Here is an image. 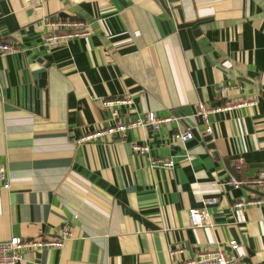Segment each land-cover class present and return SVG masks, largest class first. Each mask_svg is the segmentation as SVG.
<instances>
[{
	"label": "crops",
	"instance_id": "0c3cea01",
	"mask_svg": "<svg viewBox=\"0 0 264 264\" xmlns=\"http://www.w3.org/2000/svg\"><path fill=\"white\" fill-rule=\"evenodd\" d=\"M164 2L0 0V41L17 48L0 56V162L10 184L0 182V240L63 224L72 232L64 247L27 250L18 264H171L229 250L233 238L241 264H264V190L227 183L264 169V0ZM179 11L194 24L178 26ZM55 15L89 22L92 33L45 46L43 19ZM124 95L132 104H113L114 117L101 104ZM250 96L254 105L209 116V140L172 138L194 123L203 129L197 101ZM150 110L185 117L160 131L145 125L77 142L87 129ZM133 143L147 152L133 153ZM155 157L174 164L151 167ZM191 207H205L200 227ZM175 247L183 251L171 255Z\"/></svg>",
	"mask_w": 264,
	"mask_h": 264
},
{
	"label": "built area",
	"instance_id": "2783aa9c",
	"mask_svg": "<svg viewBox=\"0 0 264 264\" xmlns=\"http://www.w3.org/2000/svg\"><path fill=\"white\" fill-rule=\"evenodd\" d=\"M45 0H25L26 3L38 4ZM43 25L45 33L43 34V44L50 48L58 45H63L74 38H80L88 36L92 33V28L89 22H86L80 18L71 16L55 15L54 18L45 17L43 19ZM17 48L15 45L9 42L0 41V56L9 54L15 51ZM230 86L223 87L227 89ZM232 87V86H231ZM256 97H238L234 100H229L225 103L218 105H210L204 101H197L195 103V115L200 119L203 124V129L198 130L197 125L187 127L184 130L178 129L171 133L172 138L186 141L194 137L195 132L198 131L200 137L212 134V126L209 121L211 114L220 112H229L234 109L244 106L254 105L256 103ZM101 104L112 110V116L117 114V111L112 108L113 104L130 105L132 104L131 97L120 96L109 99L101 100ZM185 116H180L177 113H172L168 116H158L154 111H147L144 117H136L134 119H128L127 121H114L112 124L90 128L85 133L77 138V142H87L94 140H102L105 137H111L114 134L124 135L128 128L138 126H151L155 131H160V128L164 125L168 127L173 121L179 122ZM133 153L144 154L148 150L146 144L133 143L131 146ZM151 167H171L174 164V160L170 157H155L150 160ZM242 163L237 162L234 165V170L240 172L242 170ZM0 182L3 188H9L8 170L5 163L0 162ZM227 183L235 188L240 186H248L264 190V169L261 168L253 176L237 178L236 176H230L227 179ZM216 199L208 198L203 200V204H213ZM263 202L261 197L251 198L248 200L237 199L233 202V208H241L245 205L260 204ZM191 225L193 227H200L205 223V207L197 208L191 207L188 209ZM72 232L69 226L61 225L54 234L40 235L35 237L11 236L8 239L0 240V264H18L23 260L24 252L32 249L39 248H62L66 241L71 236ZM229 250L225 248L223 244L214 248H206L197 250L193 256L178 259L171 264H241L234 251L238 248L239 243L237 239H230L227 243ZM183 251V247H175L170 249V254L174 255Z\"/></svg>",
	"mask_w": 264,
	"mask_h": 264
},
{
	"label": "water",
	"instance_id": "95a60500",
	"mask_svg": "<svg viewBox=\"0 0 264 264\" xmlns=\"http://www.w3.org/2000/svg\"><path fill=\"white\" fill-rule=\"evenodd\" d=\"M160 2H161V4L165 7L166 5H165V2H164V0H159ZM166 9H167V11L171 14V10L170 9H168L167 7H166ZM179 17H180V20H181V23H178L177 25L178 26H191V25H193L194 23L193 22H184L183 21V16H182V14H181V11H179ZM262 89H263V91H262V95L264 96V86L262 87ZM178 112V111H177ZM177 112H175V113H177ZM177 114H179V113H177ZM151 127V126H150ZM198 136H200L197 132H195ZM204 138H205V140H209L210 138H211V136L210 135H206V136H204ZM209 145L210 146H212V143H209Z\"/></svg>",
	"mask_w": 264,
	"mask_h": 264
},
{
	"label": "rangeland",
	"instance_id": "374dc122",
	"mask_svg": "<svg viewBox=\"0 0 264 264\" xmlns=\"http://www.w3.org/2000/svg\"><path fill=\"white\" fill-rule=\"evenodd\" d=\"M195 116V119L197 118L198 120H200L196 115H194Z\"/></svg>",
	"mask_w": 264,
	"mask_h": 264
}]
</instances>
